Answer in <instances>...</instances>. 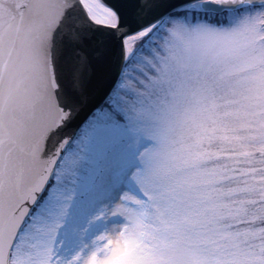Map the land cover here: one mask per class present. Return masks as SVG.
I'll return each mask as SVG.
<instances>
[{
  "label": "snow or ice",
  "instance_id": "snow-or-ice-1",
  "mask_svg": "<svg viewBox=\"0 0 264 264\" xmlns=\"http://www.w3.org/2000/svg\"><path fill=\"white\" fill-rule=\"evenodd\" d=\"M0 264H264V0H0Z\"/></svg>",
  "mask_w": 264,
  "mask_h": 264
}]
</instances>
